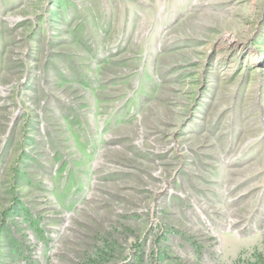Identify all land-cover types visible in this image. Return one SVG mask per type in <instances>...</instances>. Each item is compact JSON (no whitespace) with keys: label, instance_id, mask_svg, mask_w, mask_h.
<instances>
[{"label":"rangeland","instance_id":"374dc122","mask_svg":"<svg viewBox=\"0 0 264 264\" xmlns=\"http://www.w3.org/2000/svg\"><path fill=\"white\" fill-rule=\"evenodd\" d=\"M0 264H264V0H0Z\"/></svg>","mask_w":264,"mask_h":264},{"label":"water","instance_id":"95a60500","mask_svg":"<svg viewBox=\"0 0 264 264\" xmlns=\"http://www.w3.org/2000/svg\"><path fill=\"white\" fill-rule=\"evenodd\" d=\"M13 121H14V119H13L12 122H11V126L13 125Z\"/></svg>","mask_w":264,"mask_h":264}]
</instances>
